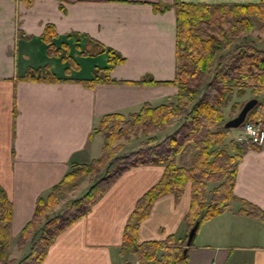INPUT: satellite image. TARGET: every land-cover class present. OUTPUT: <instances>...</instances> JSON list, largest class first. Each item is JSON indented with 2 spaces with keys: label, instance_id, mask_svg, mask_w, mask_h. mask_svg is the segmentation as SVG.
Segmentation results:
<instances>
[{
  "label": "crops",
  "instance_id": "0c3cea01",
  "mask_svg": "<svg viewBox=\"0 0 264 264\" xmlns=\"http://www.w3.org/2000/svg\"><path fill=\"white\" fill-rule=\"evenodd\" d=\"M178 1L214 5L261 0ZM172 2L32 0L25 5L23 0H0V186L11 202L9 258L15 261L28 250V244L16 246L17 255L10 254L35 199L46 194L73 161L85 162L100 153L103 140L93 128L102 114L129 115L143 102L175 101L176 86L163 82L174 75ZM152 4L169 7L160 11ZM47 23L55 31L56 53H47L40 36ZM101 45L116 50L123 60L109 69V81L83 84L79 78L106 63ZM84 55L94 57L82 61ZM43 66L72 79L20 78L27 68ZM143 77L155 82H139ZM162 168L152 163L124 171L86 214L55 234L38 264H137L130 251H119L122 228L136 198ZM232 193L235 199L226 210L196 228L185 246L187 264H264V220L243 213L237 200L264 210V146L247 147L240 154ZM188 204V182L178 197L165 193L155 198L137 225V238L184 235L182 216Z\"/></svg>",
  "mask_w": 264,
  "mask_h": 264
},
{
  "label": "trees",
  "instance_id": "16d2710c",
  "mask_svg": "<svg viewBox=\"0 0 264 264\" xmlns=\"http://www.w3.org/2000/svg\"><path fill=\"white\" fill-rule=\"evenodd\" d=\"M23 1L29 5L32 0ZM152 6L160 11L169 7ZM170 6L175 16V65L173 78L163 82L176 86L175 101L155 105L143 102L129 115L117 111L101 115L93 128L102 136L100 154L85 162L73 161L49 191L35 199L31 216L16 239L18 248L28 244V250L16 264H38L55 234L86 214L108 186L135 165L156 163L163 167L158 179L136 198L122 228L119 251H130L137 264H187L183 248L189 228L195 224L196 230L202 221L223 212L235 199L234 164L247 147L259 146L245 144L237 137L225 141L228 127L219 121L233 93L240 94L246 88L255 97H263L257 98L245 120L256 122L264 116V49L246 35L255 22L264 41V0L214 5L173 0ZM40 36L47 53H56L59 47L53 44L55 31L50 23L45 24ZM101 49L106 53L105 65L94 66L91 76L79 78L83 84L109 81V69L123 60L113 48L101 45ZM20 78L72 79L55 75L47 66L27 68ZM139 82L155 80L143 77ZM240 103L232 101V107ZM172 117L177 118V123L169 132L160 138L147 135L155 129L163 130ZM135 131L145 135V139L137 148L120 153V139H128ZM83 175L89 177L86 190L53 212L58 197L75 187ZM207 181L215 184L208 189ZM187 182L189 204L182 216L184 235L139 240L137 225L148 214L153 200L165 193L178 197ZM237 200L243 213L264 220V210L246 200ZM10 221L11 202L0 186V264L13 261L8 257Z\"/></svg>",
  "mask_w": 264,
  "mask_h": 264
},
{
  "label": "rangeland",
  "instance_id": "374dc122",
  "mask_svg": "<svg viewBox=\"0 0 264 264\" xmlns=\"http://www.w3.org/2000/svg\"><path fill=\"white\" fill-rule=\"evenodd\" d=\"M246 35L248 38L252 39L257 44L263 46L262 48L264 49V41L262 39L263 35L258 30L257 24L255 22H254L253 28L248 33H246ZM91 49H92V47H91ZM80 57L81 58L83 57L82 61H84L85 59H87L89 57L93 58L94 55H91V56L90 55H84V56H80ZM251 97L255 98V96L250 92V90L248 88L244 89L243 92L240 94L233 93L232 98L228 102L227 106L223 108V116H222L221 120L219 121V124L223 125L224 122L228 118L232 117L238 111V109L240 108L242 103ZM261 97H263V96H258L256 98L260 99ZM232 101H236L237 103L241 102L240 103L241 105L239 104L235 108H233L232 107ZM160 102H166V101H160ZM262 118L263 117H261L260 119H262ZM173 121H176V123H177V118L172 117L170 122L167 123V125L165 126L163 131L155 129V130L150 131L147 135H153L156 138H160L162 135V132L163 133H165L167 131L169 132V130L172 129V127H173L172 125L175 124ZM240 133H241V128L239 125L236 127H228L225 141H227V138L228 139L229 138H233V139L236 138ZM145 137L146 136L143 135L142 133H140L139 131L131 132L129 134L128 139H124V138L120 139V141L123 143V146L119 152L123 153V152L130 150V149L137 148L140 144V141L145 139ZM100 139L102 140L101 136H100ZM193 156H194V153L189 156V160H192ZM88 183H89V177L86 175H83L81 178L77 179L75 187H73V188L70 187L64 194H62L58 197V199H57L58 203H57L56 207L53 208V212H56L59 209H61L62 207H64V205L66 204V201L68 199L82 194L86 190V186L88 185ZM214 184H215V182H213V181H207V188L210 189ZM17 253H18V250L16 247V241L14 240V242H12L11 246H10V254H11V256H16ZM131 259H133L132 256H131ZM17 260L14 261V259H13V261L10 264H16Z\"/></svg>",
  "mask_w": 264,
  "mask_h": 264
},
{
  "label": "built area",
  "instance_id": "2783aa9c",
  "mask_svg": "<svg viewBox=\"0 0 264 264\" xmlns=\"http://www.w3.org/2000/svg\"><path fill=\"white\" fill-rule=\"evenodd\" d=\"M255 110H261L255 107ZM237 139L245 144H256L264 146V117L258 121H244L242 132L237 136ZM209 264H215L211 261Z\"/></svg>",
  "mask_w": 264,
  "mask_h": 264
},
{
  "label": "water",
  "instance_id": "95a60500",
  "mask_svg": "<svg viewBox=\"0 0 264 264\" xmlns=\"http://www.w3.org/2000/svg\"><path fill=\"white\" fill-rule=\"evenodd\" d=\"M256 103V98L251 97L245 100L238 111L230 118H228L223 126L225 127H236L238 126L245 118V115L247 111ZM196 225H192L189 230L187 231L185 243L188 244L193 236V233L195 231ZM183 251H185V248H183Z\"/></svg>",
  "mask_w": 264,
  "mask_h": 264
}]
</instances>
